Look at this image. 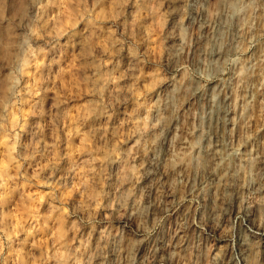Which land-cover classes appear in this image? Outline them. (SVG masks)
I'll list each match as a JSON object with an SVG mask.
<instances>
[{"label": "clouds", "instance_id": "9594fccd", "mask_svg": "<svg viewBox=\"0 0 264 264\" xmlns=\"http://www.w3.org/2000/svg\"><path fill=\"white\" fill-rule=\"evenodd\" d=\"M0 264H264V0H0Z\"/></svg>", "mask_w": 264, "mask_h": 264}]
</instances>
